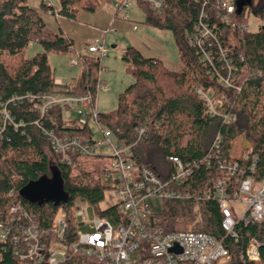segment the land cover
Here are the masks:
<instances>
[{"label":"trees","instance_id":"1","mask_svg":"<svg viewBox=\"0 0 264 264\" xmlns=\"http://www.w3.org/2000/svg\"><path fill=\"white\" fill-rule=\"evenodd\" d=\"M112 0H58V5L40 2L39 9L53 16L78 21L81 11L95 12L102 3ZM204 0H164L162 11L154 10L149 3L137 1L144 15V23L159 30L172 32L179 56L176 70L166 68L158 60L143 57L134 47L125 52L129 72L134 81L118 95L117 107L108 113H99V120L116 137L130 143L135 139V128L146 122L147 136L134 148V160L160 176L172 170L167 157L176 155L184 163H199L182 190L190 194H202L212 182L222 176L213 158L207 165L203 160L214 152V140L219 136L221 158L237 160L244 168L241 178L247 174V162L235 148L244 137L251 146V153L258 156L256 176L264 173V24L256 31L244 30L251 13L264 22V0H234L232 13L235 25L228 26L213 20L220 40L229 50L234 79L232 86H223L212 76V67L198 59L195 50L187 43V35L198 19ZM215 0H208L205 9L213 12ZM238 4H241L238 11ZM245 13V14H244ZM45 22L37 9L26 0H0V103L12 97H20L10 107L17 128L7 125L0 134V220H4L9 207L21 204L39 226L49 227L60 210L66 213L68 239L74 241L79 226L75 218V201L86 199L100 216H111V209H100L107 186L92 181L90 173H75L71 166L61 164L58 155L50 151L41 130L34 124L39 114L32 110L27 94L51 92L54 87V70L48 61V53H76L73 40L66 35L50 39L38 38L42 51L27 56L26 49L33 36L43 33ZM62 31L61 26H58ZM233 35L231 42L229 36ZM79 74L74 79L73 91L78 94H98L97 84L102 70L101 60L89 53H82ZM215 67L225 74V70ZM213 88L218 96H224L225 111L235 119L205 113L206 106L198 97L195 87ZM238 87L239 89H236ZM1 111V106H0ZM57 118L56 128L62 129L61 114L51 110ZM1 119V114H0ZM43 120V119H42ZM43 123L49 126L47 120ZM57 174L67 199L56 202L50 199L30 200L20 195L28 183L42 177ZM156 224L165 231H202L221 240L229 250L230 259L222 264H259L247 260L245 247L251 238L264 242V223L238 225L237 240L225 236L221 228V214L215 201L194 198L162 201V210L154 215ZM0 264H33L31 260H19L10 250L3 254ZM63 264H103L91 257L75 255Z\"/></svg>","mask_w":264,"mask_h":264},{"label":"built area","instance_id":"2","mask_svg":"<svg viewBox=\"0 0 264 264\" xmlns=\"http://www.w3.org/2000/svg\"><path fill=\"white\" fill-rule=\"evenodd\" d=\"M138 0H112L115 17L128 19V10ZM145 1L156 11L165 8L164 0ZM204 0L198 19L187 35V43L204 65L212 67L214 76L223 86H232L234 72L229 50L220 40L216 24L218 19L228 26L235 25L232 13L234 0H215L213 12L205 9ZM137 6V5H136ZM245 14V13H244ZM136 28V26H133ZM242 28L247 29V25ZM231 42L233 35L229 36ZM38 39V36L34 38ZM87 52L101 60L108 48L102 38L91 41ZM75 53L68 60L69 66L81 65ZM225 70L222 74L215 67ZM51 92L27 94L32 110L39 114L34 124L41 130L49 149L58 155L61 164L71 166L75 173H90L92 181L101 183L119 198V202L105 209H111V216L97 215L93 220L86 218L84 207L75 201L77 227L74 241L68 239L66 213L60 210L52 224L41 227L21 204L9 207L4 220H0V261L6 250L19 260H31L33 264H63L75 255L91 257L103 264H222L230 259L229 250L222 241L202 231H165L156 224L154 215L162 210V201L168 199L194 198L215 201L221 214L220 225L225 236L237 240L238 225L264 223V173L256 176L258 156L251 153L249 142L241 137L242 159L247 162V174L237 160L221 158L219 136L214 140V152L204 158L209 165L212 158L222 176L216 178L202 194H190L182 190L199 163H184L176 155L167 157L172 170L165 176L158 175L146 166L136 164L133 148L147 136V123L135 128V139L130 143L119 140L99 120L96 98L90 93L78 94L73 91L75 81L54 79ZM104 89L99 80L97 90ZM236 89H239L236 87ZM198 97L206 106L205 113L221 116L227 121L234 115L223 107L224 96L215 94L213 88L195 87ZM20 100L12 97L1 101L0 134L7 125L17 128L22 121L15 122L10 107ZM58 110L61 114L62 129L56 128L57 118L49 114ZM67 112L77 115V124L68 123ZM46 119L49 126L43 123ZM102 164L90 167L95 161ZM160 200V210L154 209L152 201ZM87 206L86 199H78ZM172 247L176 249L172 250ZM247 260L264 264V242L251 238L244 250Z\"/></svg>","mask_w":264,"mask_h":264},{"label":"rangeland","instance_id":"3","mask_svg":"<svg viewBox=\"0 0 264 264\" xmlns=\"http://www.w3.org/2000/svg\"><path fill=\"white\" fill-rule=\"evenodd\" d=\"M28 5L33 8H39L40 2L42 0H26ZM45 1V0H43ZM50 4L55 6L58 5V0H48ZM110 3L104 2L102 3L103 8H109ZM130 15L135 18L137 22H135L137 27L131 29L132 31L125 30H116L113 33H109L107 35V40L105 41L106 47L108 48V52L106 56L101 58L102 70L100 71V78L104 81V89L101 88L98 91L96 96L97 109L99 113H108L113 111L117 107L118 95L123 92L124 89L134 81L133 75L129 72L128 61L125 57V52L128 46H131V42L129 40L128 34H135L139 37L143 35V33H147L152 36L155 40H146L142 39L147 47L155 49L157 53L162 54L166 59L169 66L178 67L179 56L178 49L173 37V34L169 30H159L155 27L148 26L144 23L145 15L144 13L136 7V5L131 6L128 10ZM264 22H262L259 18L255 17L253 14L248 15L247 21V29L249 31H256ZM38 38L41 36L37 35ZM36 36H33L31 42L29 43L26 49V55L30 56L37 52L42 51L41 45L34 39ZM96 39V38H95ZM111 44H116L115 47H111ZM86 51V47H83ZM48 61L51 68L54 70V75L58 78H62L66 80L67 78L75 75L78 72L79 66H69L68 60L70 59V54H58L49 52L48 53ZM71 75V76H70ZM77 115L72 112H67L66 119L68 123L76 125ZM239 146H242L239 143ZM236 154L242 155L243 151L238 148H235ZM95 163L102 164V160L95 161L91 164L90 167L95 166ZM51 178V177H50ZM119 202L118 196L115 195L114 190H107L105 193L104 200L99 204L100 209H105L106 207L116 204ZM154 203V209L160 210L161 202L160 200L152 201ZM77 204H80L84 207V213L87 219L93 220L96 216V209L93 205L88 204L85 205L84 202H79L76 200ZM98 215V214H97Z\"/></svg>","mask_w":264,"mask_h":264},{"label":"crops","instance_id":"4","mask_svg":"<svg viewBox=\"0 0 264 264\" xmlns=\"http://www.w3.org/2000/svg\"><path fill=\"white\" fill-rule=\"evenodd\" d=\"M44 2L49 3L48 0H45ZM35 9L38 10L40 16L43 18L45 22L44 31L43 33L39 34V36H41V38L43 39L48 40L57 35H61V34L66 35L73 40L74 47L77 53H86L87 50L85 52H82L84 50L83 47H87V45L95 38L96 39L102 38L104 39V41H106L107 35L109 33H113L117 29L121 31L127 30L130 33V31H132L131 29H133V26L137 25L135 23L137 21L135 20V18H133L130 15V12L128 19L115 17L112 4L109 5V8L100 7L95 12L81 11L79 13L78 21L76 22L68 20L61 16H53L48 12H44L40 10L39 8H35ZM59 25L61 26L62 31L59 30L58 28ZM128 35H129V40L131 42V46L134 47L143 57L152 58L153 60H158L168 69L171 70L177 69V67L169 66L167 63V59L162 54L157 53L155 49L147 47V45L142 40L144 38L150 41L153 39L152 36L148 35L145 32L141 37L135 34H131V35L128 34ZM115 46L116 44H111V47H115ZM79 70L80 67L75 75L73 76L70 75L71 77L67 78L66 80H63L61 77L60 79L63 81L74 80L76 76L79 74ZM100 80L104 84V81L101 78Z\"/></svg>","mask_w":264,"mask_h":264},{"label":"water","instance_id":"5","mask_svg":"<svg viewBox=\"0 0 264 264\" xmlns=\"http://www.w3.org/2000/svg\"><path fill=\"white\" fill-rule=\"evenodd\" d=\"M241 4H238V11ZM20 195L30 200L50 199L56 202L65 201L67 199L65 192L61 187L57 174H53L51 178L42 177L35 182L28 183L20 190ZM176 247H172V250Z\"/></svg>","mask_w":264,"mask_h":264}]
</instances>
